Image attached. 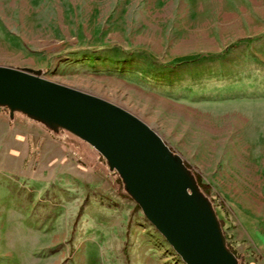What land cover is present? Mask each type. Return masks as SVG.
I'll return each mask as SVG.
<instances>
[{"label":"rangeland","instance_id":"obj_1","mask_svg":"<svg viewBox=\"0 0 264 264\" xmlns=\"http://www.w3.org/2000/svg\"><path fill=\"white\" fill-rule=\"evenodd\" d=\"M0 65L145 122L223 203L239 262L264 264V0H0ZM61 132L53 157L33 137L25 162L0 150V264H185Z\"/></svg>","mask_w":264,"mask_h":264},{"label":"water","instance_id":"obj_2","mask_svg":"<svg viewBox=\"0 0 264 264\" xmlns=\"http://www.w3.org/2000/svg\"><path fill=\"white\" fill-rule=\"evenodd\" d=\"M0 107L94 148L185 264H238L212 202L179 154L145 122L94 94L0 65Z\"/></svg>","mask_w":264,"mask_h":264},{"label":"crops","instance_id":"obj_3","mask_svg":"<svg viewBox=\"0 0 264 264\" xmlns=\"http://www.w3.org/2000/svg\"><path fill=\"white\" fill-rule=\"evenodd\" d=\"M30 136V137H29ZM42 140L50 147L52 157L62 151L60 142L53 138V133L20 113L11 119L4 108H0V150H6L9 159L20 157L22 162L29 156L28 138ZM29 139V140H30ZM63 146V145H61ZM33 162L32 167L34 166ZM32 170V169H31Z\"/></svg>","mask_w":264,"mask_h":264},{"label":"trees","instance_id":"obj_4","mask_svg":"<svg viewBox=\"0 0 264 264\" xmlns=\"http://www.w3.org/2000/svg\"><path fill=\"white\" fill-rule=\"evenodd\" d=\"M54 135H55V136H57V135L61 136V135H62V132L60 131V132H58L57 134H54ZM186 166L189 167V165H187V164H186ZM195 178H196V180H197V183H198L200 189L203 191V193H204L205 195H208V186L205 185V184H203V183L201 182L200 176H199L198 174H195ZM209 199L211 200L214 209H215V208H220V209H222V210H223V213H224V217H225V218L228 217V214H227V212H226V210H225V208H224V206H223V203H222L221 201H219V200H217V199H215V198H209ZM220 222H221V227H222V230H223L225 224H224V222L221 221V220H220ZM225 237L227 238L226 235H225ZM227 246H228V247L232 250V252L236 255V257H237V259H238V264H241V263L239 262L238 255L235 253V251L232 249V247L230 246L229 243H227ZM250 253H251V250H250L249 248H246V249H245V253H244V255H247V254H250Z\"/></svg>","mask_w":264,"mask_h":264}]
</instances>
